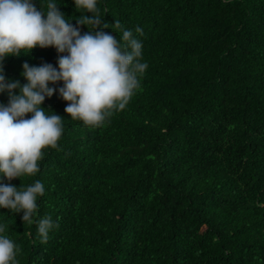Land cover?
I'll list each match as a JSON object with an SVG mask.
<instances>
[{
  "label": "trees",
  "instance_id": "trees-1",
  "mask_svg": "<svg viewBox=\"0 0 264 264\" xmlns=\"http://www.w3.org/2000/svg\"><path fill=\"white\" fill-rule=\"evenodd\" d=\"M48 2L32 0L40 11ZM53 2L82 35L90 31L76 19L91 13ZM97 8L99 27L118 42L115 21L133 32L148 67L125 109L99 127L65 113L58 91L45 98V113L62 117L58 147L42 150L35 175L0 182L41 181L36 218L58 227L42 243L23 211L0 208L16 260L264 264V0H97ZM66 54L36 46L6 56V82H27L25 62L58 70ZM8 99L0 93V103Z\"/></svg>",
  "mask_w": 264,
  "mask_h": 264
},
{
  "label": "clouds",
  "instance_id": "clouds-1",
  "mask_svg": "<svg viewBox=\"0 0 264 264\" xmlns=\"http://www.w3.org/2000/svg\"><path fill=\"white\" fill-rule=\"evenodd\" d=\"M74 4L76 9L92 14L76 19L77 25L90 29L83 35L79 27L65 19L53 0L47 3L46 11L37 10L32 0H0V93L7 91L9 95L7 105L0 103V178L11 181L35 175L40 170L42 150L58 147L63 134L62 117L45 113L41 105L46 97L58 91L68 102L65 113L85 126L99 127L114 111L125 109L140 87L139 75L148 67L146 62H140L142 43L131 30L122 29L119 21L114 24L121 28L124 44L100 28L97 0H74ZM135 31L143 34L139 26ZM36 46H52L58 53H67L58 57V70L49 63L29 66L25 62L22 75L27 82H6L5 57L18 56L22 51L29 53ZM59 81L63 82L62 87H49ZM28 113L31 117L25 118ZM44 191L39 180L26 188L0 182V208L23 211V224L35 223L42 243L47 241L49 230L58 227L50 216L36 218L37 197L43 196ZM6 227L7 224H0V264H19V248L2 235Z\"/></svg>",
  "mask_w": 264,
  "mask_h": 264
}]
</instances>
